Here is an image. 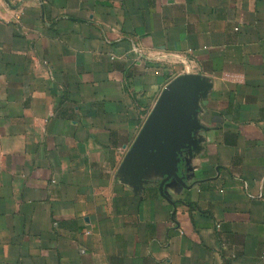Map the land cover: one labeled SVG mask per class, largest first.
<instances>
[{"label":"crops","instance_id":"crops-1","mask_svg":"<svg viewBox=\"0 0 264 264\" xmlns=\"http://www.w3.org/2000/svg\"><path fill=\"white\" fill-rule=\"evenodd\" d=\"M181 73L162 193L120 168ZM0 264H264V0H0Z\"/></svg>","mask_w":264,"mask_h":264},{"label":"water","instance_id":"water-1","mask_svg":"<svg viewBox=\"0 0 264 264\" xmlns=\"http://www.w3.org/2000/svg\"><path fill=\"white\" fill-rule=\"evenodd\" d=\"M202 83L199 74L181 73L163 86L121 162V172L133 183L146 166H154L163 175L159 183L162 193L164 182L171 178L187 186L179 173L177 151L191 140V131L201 127L193 113Z\"/></svg>","mask_w":264,"mask_h":264},{"label":"built area","instance_id":"built-area-1","mask_svg":"<svg viewBox=\"0 0 264 264\" xmlns=\"http://www.w3.org/2000/svg\"><path fill=\"white\" fill-rule=\"evenodd\" d=\"M52 181H55L54 179H52Z\"/></svg>","mask_w":264,"mask_h":264}]
</instances>
